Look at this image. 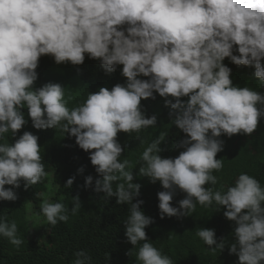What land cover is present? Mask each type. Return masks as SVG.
Instances as JSON below:
<instances>
[{
    "label": "clouds",
    "instance_id": "1",
    "mask_svg": "<svg viewBox=\"0 0 264 264\" xmlns=\"http://www.w3.org/2000/svg\"><path fill=\"white\" fill-rule=\"evenodd\" d=\"M85 54L98 60L105 74L122 65L126 82L111 90L100 87L69 109L65 87L40 86L36 69L47 55L58 65H80ZM225 58L253 67L254 78L264 85V0H0V138L9 131L16 137L27 123L22 108L33 128L58 126L74 136L101 177L94 191L129 205L123 223L133 247L126 255L135 256L137 264H173L147 239L144 229L153 220L139 210L143 201L132 202L140 185L126 170L129 161L119 159L123 149L116 139L118 132L139 133L156 125L155 115L145 116L143 102L157 93L173 110L169 115L175 113L171 122L186 134L176 145L184 149L177 157L157 154L165 133L140 157L139 175L164 189L157 193L161 218L188 216L197 204L214 203L215 211L223 207V216L235 225L229 254L238 257L237 264H264V186L241 172L224 191L204 187L216 185L212 172L224 167L215 158L223 147L218 137L250 135L264 118V89L233 85ZM46 175L37 135L24 131L11 144L0 143V200L15 201L21 181L28 188ZM92 181L87 176L85 187ZM177 188L186 193L179 208L171 204ZM43 197L40 211L47 222H67L64 204ZM27 207L35 212L31 202ZM80 208L79 197H73L72 213ZM17 231L15 222L0 218V236L19 248L23 240ZM195 235L210 250L222 251L227 243L226 238L217 243L214 229L198 228ZM36 237L41 238L32 234L28 215L27 238ZM74 255L73 264H90L85 251Z\"/></svg>",
    "mask_w": 264,
    "mask_h": 264
},
{
    "label": "trees",
    "instance_id": "2",
    "mask_svg": "<svg viewBox=\"0 0 264 264\" xmlns=\"http://www.w3.org/2000/svg\"><path fill=\"white\" fill-rule=\"evenodd\" d=\"M223 63L231 69L230 79L233 85L262 93L264 85L254 78L253 67L236 66L228 58H225ZM121 69L122 65H118L114 72L105 74L99 61L90 59L85 54V60L80 65H58L47 55L46 59L41 60L36 71L40 86L51 82L65 87L67 107L72 109V105L85 100L88 93H95L100 87L111 90L117 83L124 84L126 78L121 75ZM138 78L148 79L143 76ZM73 93L77 94L71 100ZM154 96L155 99L148 98L143 102V108L146 117L156 116V125L142 129L139 133L118 132L116 137L123 149L119 159L129 161L126 170L131 171L132 182L140 185L139 194L132 202L143 201L139 210L153 220V223L144 229L147 239L163 254L168 255L173 264H237L238 257L230 255L228 251V246L234 242L235 225L223 216V207L215 211L214 203L207 208L197 204L195 211L188 216L161 218L157 193L164 189L159 181L151 183L148 177L139 175L140 157L144 149L161 133L165 135L158 146L160 151L157 154L162 158H175L184 150L176 147L186 138V134L171 122L175 113L169 115L173 110L166 107L164 101L160 103V110L153 107L159 98L157 93H154ZM181 99L186 101L188 97ZM21 111L27 123L17 132L16 137H12L11 131L4 134L0 143L6 141L11 144L24 131L37 135L40 155L48 175L28 188H25L21 181L20 187L14 189L17 195L15 201L0 200V218H5L9 224L15 222L17 235L23 240L17 248L6 237L0 236V264H73L76 259L74 253L80 250L91 257L90 264H137L135 256L126 255L133 247L127 241L123 223L128 215L129 205L117 204L115 196L105 198L103 192L94 191L95 180L101 177L90 162L89 152L80 149L75 137L62 133L58 126L56 129L33 128L27 108H22ZM218 139L223 141V147L215 158L222 159L224 167L219 172H212L218 177L217 184L204 187L224 191L225 186L232 184L241 172L255 177L264 186V118L260 119L258 127L250 135L240 133L229 137L222 134ZM79 169L82 171H78ZM89 175L93 181L85 187V178ZM73 177L71 187L65 188L66 181ZM115 186L114 183V189ZM42 193L50 194L52 202L64 204L68 209L69 218L67 222H58L55 226L50 225L46 219L44 222L42 220L45 226L40 236L42 239L36 237L35 240H29L27 205L31 202L37 215H43L40 211ZM77 196L81 208L73 214V197ZM185 196L186 193L177 188L171 201L172 206L179 208L178 201ZM198 228L214 229L217 243L221 238H226L224 249L210 250L209 246L195 235ZM136 247L138 248L139 244Z\"/></svg>",
    "mask_w": 264,
    "mask_h": 264
},
{
    "label": "rangeland",
    "instance_id": "3",
    "mask_svg": "<svg viewBox=\"0 0 264 264\" xmlns=\"http://www.w3.org/2000/svg\"><path fill=\"white\" fill-rule=\"evenodd\" d=\"M171 98V97H169ZM164 101V98L159 97V99L157 100V102L153 105V107H157L158 110H160V103ZM48 199V200H52V197L50 194H46L43 197V200ZM28 215H29V226L31 227V232L33 235L40 237L42 232H43V222L45 219V216L43 215H37L34 211L33 208L30 207L29 211H28Z\"/></svg>",
    "mask_w": 264,
    "mask_h": 264
}]
</instances>
